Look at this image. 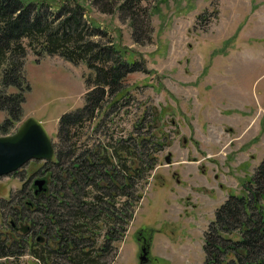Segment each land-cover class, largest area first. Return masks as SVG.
<instances>
[{"label": "rangeland", "instance_id": "rangeland-1", "mask_svg": "<svg viewBox=\"0 0 264 264\" xmlns=\"http://www.w3.org/2000/svg\"><path fill=\"white\" fill-rule=\"evenodd\" d=\"M78 1L100 27L95 39L132 53L141 69L124 83L126 100L112 108L116 95L110 97L85 125L83 141L90 135V144L101 140L103 132L126 138L153 111L157 135L165 137L114 264H140L142 230L150 237L148 264H206L205 237L217 210L231 195H246L264 160V0L147 1L152 21L140 32L141 44L118 13ZM25 71L31 90L22 122L36 118L56 143L61 116L84 107L91 71L59 56L38 57L29 48ZM169 154L172 166L165 161ZM44 164L31 161L0 178V203L29 180H42ZM5 262L36 264L29 256Z\"/></svg>", "mask_w": 264, "mask_h": 264}, {"label": "trees", "instance_id": "trees-1", "mask_svg": "<svg viewBox=\"0 0 264 264\" xmlns=\"http://www.w3.org/2000/svg\"><path fill=\"white\" fill-rule=\"evenodd\" d=\"M147 1L92 0V5L104 14L118 13L141 44L140 32L152 21ZM100 31L78 0H0V136L13 134L24 116L31 90L28 48L38 57L59 56L91 71L84 107L59 120L55 158L40 170L45 190L36 194L29 180L0 203V264L25 256L36 264H114L117 245L144 199L164 146L158 115L141 116L126 138L103 132L90 144L93 135L83 141L80 133L110 97L116 95L112 108L126 100L127 77L141 71L132 53L96 40ZM104 124L99 121L95 131ZM251 185L246 195H231L217 210L205 237L206 264H264V160Z\"/></svg>", "mask_w": 264, "mask_h": 264}, {"label": "water", "instance_id": "water-1", "mask_svg": "<svg viewBox=\"0 0 264 264\" xmlns=\"http://www.w3.org/2000/svg\"><path fill=\"white\" fill-rule=\"evenodd\" d=\"M55 155V144L47 129L39 120L29 117L15 133L0 136V178L18 172L31 161L50 162ZM166 162L171 164V154L166 157ZM45 185V179L35 181L38 192L44 191ZM149 252L148 246L142 248L140 264L150 262Z\"/></svg>", "mask_w": 264, "mask_h": 264}, {"label": "flooded vegetation", "instance_id": "flooded-vegetation-1", "mask_svg": "<svg viewBox=\"0 0 264 264\" xmlns=\"http://www.w3.org/2000/svg\"><path fill=\"white\" fill-rule=\"evenodd\" d=\"M165 161H166V158H165ZM167 163V162H166ZM174 163L171 162V164H168L169 166H172ZM43 176V175H42ZM45 176H43V179L46 180V178H44ZM31 181V180H30ZM46 183H47V180H46ZM33 184L35 185V181L33 182ZM38 192V191H37ZM37 194V193H36ZM128 233V232H127ZM126 238V237H125ZM138 243H139V246H140V249L142 250L143 247H146L148 246L150 248V237L147 236L146 232L144 230L140 231L138 233ZM150 260V258H149Z\"/></svg>", "mask_w": 264, "mask_h": 264}]
</instances>
